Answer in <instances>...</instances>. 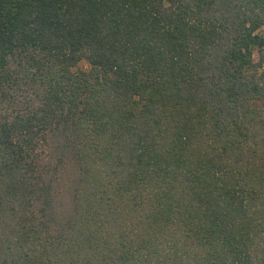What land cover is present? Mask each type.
Masks as SVG:
<instances>
[{"label": "trees", "instance_id": "trees-1", "mask_svg": "<svg viewBox=\"0 0 264 264\" xmlns=\"http://www.w3.org/2000/svg\"><path fill=\"white\" fill-rule=\"evenodd\" d=\"M263 27L264 0H0V264H264ZM58 130L62 226L33 210Z\"/></svg>", "mask_w": 264, "mask_h": 264}, {"label": "rangeland", "instance_id": "rangeland-1", "mask_svg": "<svg viewBox=\"0 0 264 264\" xmlns=\"http://www.w3.org/2000/svg\"><path fill=\"white\" fill-rule=\"evenodd\" d=\"M261 34L264 35V27ZM258 58L256 54L255 60ZM89 68L87 61H81L73 72L88 71ZM64 144L58 130L49 137L48 144L41 152L39 159L44 166L45 174L37 187L33 207L35 213L48 217L51 223H57L59 226L67 222L78 179L77 166Z\"/></svg>", "mask_w": 264, "mask_h": 264}]
</instances>
